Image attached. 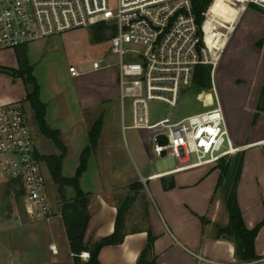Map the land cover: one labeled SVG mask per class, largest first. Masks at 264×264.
Returning <instances> with one entry per match:
<instances>
[{
    "label": "crops",
    "instance_id": "0c3cea01",
    "mask_svg": "<svg viewBox=\"0 0 264 264\" xmlns=\"http://www.w3.org/2000/svg\"><path fill=\"white\" fill-rule=\"evenodd\" d=\"M250 4L248 0H221L209 21L207 31L210 23L216 20L212 23V28L216 29H213L215 33L208 46L218 58L225 47L226 36L238 19L239 24L243 22L253 25L255 32L250 29V53L243 50L242 55H238L242 60L246 58L243 67L246 69L248 82L239 76L236 78L241 80L240 83L223 79H216L215 83L229 136L236 146L243 147L239 152L241 162L235 190L236 201L247 228L251 229L261 223L254 245L256 254L263 256L261 234L264 230V131H259V128L264 125V112L254 115L259 88L264 85V61L260 68V78L253 84V78L249 75L255 69V64L249 65L251 63L248 60L256 55H262L264 60V50L256 45L264 39V13L249 9ZM238 31V37L234 35L230 45L235 51L242 46L239 44V36H243L248 30L242 27ZM247 47L248 44L245 48L248 49ZM117 73V66L113 64L99 69L91 67L73 76L75 99L79 101L84 112L80 116L82 125L76 123L71 127L73 132L67 135V140L56 128L66 147L62 167L69 154L70 145L75 146V151L81 155L83 149L90 144L88 109L101 102L119 99ZM8 76L12 78L11 75ZM38 86L39 99L47 106L46 101L53 100L43 98L41 86ZM1 101L17 100L0 96V103H3ZM57 101L68 100L63 97ZM64 113L68 116L66 110ZM99 118L102 121L101 131L96 146L88 157L86 169L79 178L80 188L88 194L89 199L87 208L90 218L84 233V242L92 244L112 234L119 199L125 200L128 197L130 201H134L125 215L122 242L102 247L98 253L100 264H138L148 244V233L153 241L143 256V264H222L236 259L234 243L219 235L220 228L227 226L229 222V214L218 183L220 173L215 169L207 171L214 164L174 170L170 173H164L168 169L157 171L143 167L142 172H138V177L131 165H135L134 159L130 163L129 153L122 149L118 124H112L113 129L112 125L106 124L102 114ZM143 154L149 157L144 148ZM90 165L92 169L88 174ZM170 181H173L172 186L169 185ZM134 185L138 188L135 191L132 190ZM139 199L142 207L137 210L135 202ZM4 216L10 217V214L4 210ZM4 225L7 226L0 217V233L8 231ZM48 232L46 247L50 254L47 260L39 264H71L72 253L58 214L49 223ZM50 245H55L56 254L50 251Z\"/></svg>",
    "mask_w": 264,
    "mask_h": 264
},
{
    "label": "built area",
    "instance_id": "2783aa9c",
    "mask_svg": "<svg viewBox=\"0 0 264 264\" xmlns=\"http://www.w3.org/2000/svg\"><path fill=\"white\" fill-rule=\"evenodd\" d=\"M248 1L264 9V0ZM100 23L106 25L110 52L118 59L122 129L140 131L139 142L149 156L177 160L164 173L215 164L242 150L229 136L213 73L208 92L215 99L212 108L183 118L149 114L151 102L177 106L182 90L192 85L195 67L217 63L205 41V29L200 34L191 0H0V50ZM111 65L104 59L92 62L93 69ZM69 70L72 76L79 74L74 66ZM126 102L129 125L123 122ZM39 155L22 107L1 104L0 185L10 184L20 193L27 222H50L56 214L48 190L50 175ZM16 219L22 221L20 216ZM50 251L57 253L55 245ZM79 256L85 260L88 252ZM262 261L264 257L236 258L222 264Z\"/></svg>",
    "mask_w": 264,
    "mask_h": 264
},
{
    "label": "rangeland",
    "instance_id": "374dc122",
    "mask_svg": "<svg viewBox=\"0 0 264 264\" xmlns=\"http://www.w3.org/2000/svg\"><path fill=\"white\" fill-rule=\"evenodd\" d=\"M248 8L257 11V7L252 8L251 4ZM262 12L264 13V9H262ZM215 21L212 23L214 24ZM212 23H210L205 38L207 45L210 43V39L215 33L213 29H216L215 27L212 28ZM252 26L253 25L243 24V22L239 24L238 19L237 24L233 26L226 36L227 41L219 58L213 55V57L218 58L216 65L212 66L208 64L209 79H211L210 77L213 73L215 81L216 79H223L235 80L237 83H240L241 80L236 77L242 76V79L248 82V75H246V69L243 67V63L246 61L244 59L246 58L242 60L238 55H242L243 50L248 52L252 48V45H250L252 41L250 29L253 28ZM242 27H245V30L248 31H245L243 36H239V44L242 46L235 51L230 45L234 35L238 37V30ZM93 28L94 27L77 28L39 39L21 48L0 50V66L13 67L14 69L20 68V70H24L25 67L19 64L17 53H25L27 65H29V72H31L37 83L41 86L42 97H48L53 100L46 101V122L50 128H58L62 135L65 136L66 140L68 139L67 135L73 132L71 127H74L76 123L82 125L80 116L84 112L79 101L75 99V84L69 70L70 66H74L78 72H81L90 69L94 60L104 59L114 65L118 61L117 57L110 52V34L106 31L104 32V39L96 41L93 38ZM237 28L238 30H236ZM253 30L254 29H252V31ZM247 44L248 49L245 48ZM261 48L264 50V43ZM230 56L233 58L230 59ZM213 57L212 59H214ZM263 61L262 55L252 56L248 60V62L251 63L249 65L255 64V69H252L251 75H249L253 78V84H256L260 78V68L263 66ZM209 84L211 85L210 82ZM209 88L208 85L200 88L196 84H192L187 89L182 90L177 106L168 107L158 102H151L148 105L149 114L153 118H160L167 115H171L173 118H183L212 108L215 99L213 95L211 97L208 93L210 92ZM29 89L30 85L27 84L22 77L16 76L10 78L8 74L0 72V96H7L12 100H17L1 101L3 103H0V105L18 103L24 111L37 152L41 156L59 155L60 150L56 145L50 139L43 136L37 129L33 110L28 101L25 100V94ZM198 94L201 95L200 99L196 97ZM63 97L67 98L68 101H57ZM65 110L68 116L65 115ZM88 110L91 112H88L87 124L89 129L92 128L94 121L99 118L100 114L103 115V119L107 125L118 124L122 149L129 153L130 163H133L134 159L136 166L134 164L131 165L138 177H140L138 172H142L143 167L161 171L173 168L178 164L177 160L171 156L156 158L151 156L147 157L144 154L142 155L143 147L139 142L141 132L131 128L122 129V110L119 99L117 101L101 102ZM123 110V122L125 125H129L131 122V115L130 106L127 102L124 104ZM70 119H72V121H70ZM259 129V131H264V125ZM142 134L145 136V133ZM81 136H83V134ZM75 150L76 147L70 145L69 154L63 162V167L61 166L62 175L66 177H72L79 164L80 155H78ZM239 152L240 151L223 159L222 163H215L209 167L210 169H206L208 172L215 169L216 172L220 173V186L225 206L226 197L232 188L235 168L238 165L239 158L241 159V154ZM91 167L92 165H90V169L87 172L88 174L91 173ZM224 167H226V171H223ZM136 189H138L137 185H134L132 190L135 191ZM48 190L52 208L54 211H57L55 215L58 214L61 220V198L71 199L75 193L74 188L71 185L65 186L63 188V196H61L58 186L50 177L48 178ZM12 191H14V195ZM20 197V193L13 187H9L8 184L0 185V217L2 221L6 222L7 226H4L8 229V231L0 233V264H39L47 260L50 254L46 247V243L49 237L48 225L52 220L50 222H27L23 215ZM133 202L134 201L126 202L128 206L127 211L130 210ZM123 203L124 199L121 198L117 204ZM135 205H137V210L141 209L142 201L140 199L137 200ZM4 210L10 214V217L4 216ZM16 216H20L22 221L17 220ZM261 241L264 244V230L261 234ZM262 257H264V255L258 256V258ZM259 264H264V261Z\"/></svg>",
    "mask_w": 264,
    "mask_h": 264
},
{
    "label": "trees",
    "instance_id": "16d2710c",
    "mask_svg": "<svg viewBox=\"0 0 264 264\" xmlns=\"http://www.w3.org/2000/svg\"><path fill=\"white\" fill-rule=\"evenodd\" d=\"M213 1V2H212ZM221 0H191L192 13L195 17V21L200 27V34L207 31V26L210 19L214 15L216 8L219 6ZM211 5V6H210ZM210 6V10L208 8ZM252 8L257 7V11L262 12V8L251 3ZM208 17V18H207ZM93 38L96 41L104 39V32L107 27L104 23H100L93 26ZM264 43V39L258 41L256 45L261 47ZM25 45L19 46L24 47ZM18 48V47H16ZM14 48V49H16ZM18 62L24 65V70L9 68L0 66V72L7 73L12 77L20 76L27 84L30 85L29 91L25 95V100L28 101L31 109L33 110L34 120L39 132L50 139L56 147L60 150L59 155H48L41 156L39 158L45 163L49 175L52 181L58 186L61 196H63V188L67 185H71L74 188V196L71 199L61 198V222L65 229V234L68 240L70 252L72 253L71 264H100L98 260V253L100 249L107 245L120 244L124 238L123 228L124 219L127 212V204L130 199L125 198L123 204H118L117 214L115 219V227L112 234L99 239L92 244H86L84 242V233L90 218L88 212V194L84 193L79 185V178L86 169V163L90 153L94 150L99 133L102 127V121L100 118L94 121L92 128L89 129V146L85 147L80 155V163L77 167L75 174L72 177H66L62 175L61 166L62 160L66 153V147L60 138V132L58 129L50 128L46 122L45 104L39 99V86L34 76L29 72V65H27V57L25 53H17ZM209 79V66L208 65H197L194 70L192 84H196L200 88L204 86L210 87ZM256 114L264 112V85L259 88L257 97V103L255 106ZM222 163L223 159H220L218 163ZM241 159L237 167L235 168V176L233 177L232 188L228 196L226 197V208L229 214V222L227 226L220 228L219 235L231 240L235 246L236 258L239 260H252L258 259V255L255 251V238L261 227V223H258L253 228H247L244 224L241 212L239 210L236 201V184L239 173ZM223 171H226L224 167ZM220 184V179L219 182ZM9 187L11 186L8 184ZM169 185H173V181L169 182ZM153 237L148 233V244L142 255L140 256L138 264H143V256L152 244ZM88 252V258L83 260L79 254L81 252Z\"/></svg>",
    "mask_w": 264,
    "mask_h": 264
},
{
    "label": "bare ground",
    "instance_id": "6f19581e",
    "mask_svg": "<svg viewBox=\"0 0 264 264\" xmlns=\"http://www.w3.org/2000/svg\"><path fill=\"white\" fill-rule=\"evenodd\" d=\"M179 170H181V169H179ZM179 170H177V171H179ZM168 173H170V172H168Z\"/></svg>",
    "mask_w": 264,
    "mask_h": 264
}]
</instances>
